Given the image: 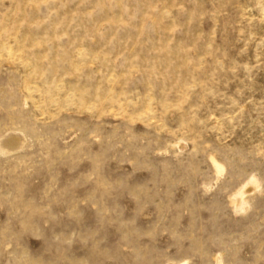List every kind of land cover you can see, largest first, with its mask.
Wrapping results in <instances>:
<instances>
[{
	"label": "rangeland",
	"instance_id": "1",
	"mask_svg": "<svg viewBox=\"0 0 264 264\" xmlns=\"http://www.w3.org/2000/svg\"><path fill=\"white\" fill-rule=\"evenodd\" d=\"M0 264H264V0H0Z\"/></svg>",
	"mask_w": 264,
	"mask_h": 264
}]
</instances>
